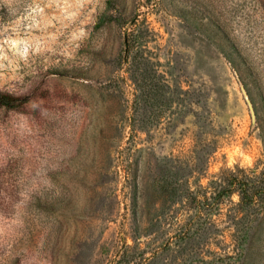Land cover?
Wrapping results in <instances>:
<instances>
[{
	"label": "rangeland",
	"instance_id": "1",
	"mask_svg": "<svg viewBox=\"0 0 264 264\" xmlns=\"http://www.w3.org/2000/svg\"><path fill=\"white\" fill-rule=\"evenodd\" d=\"M0 264H264V0H0Z\"/></svg>",
	"mask_w": 264,
	"mask_h": 264
},
{
	"label": "trees",
	"instance_id": "2",
	"mask_svg": "<svg viewBox=\"0 0 264 264\" xmlns=\"http://www.w3.org/2000/svg\"><path fill=\"white\" fill-rule=\"evenodd\" d=\"M26 96L21 97L10 92L0 90V105L3 106H15L21 101H24Z\"/></svg>",
	"mask_w": 264,
	"mask_h": 264
}]
</instances>
